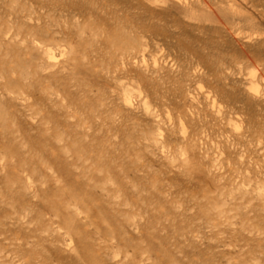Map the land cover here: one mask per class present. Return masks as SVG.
<instances>
[{
  "label": "clouds",
  "instance_id": "obj_1",
  "mask_svg": "<svg viewBox=\"0 0 264 264\" xmlns=\"http://www.w3.org/2000/svg\"><path fill=\"white\" fill-rule=\"evenodd\" d=\"M136 2L0 22V264H264V0Z\"/></svg>",
  "mask_w": 264,
  "mask_h": 264
},
{
  "label": "rangeland",
  "instance_id": "obj_2",
  "mask_svg": "<svg viewBox=\"0 0 264 264\" xmlns=\"http://www.w3.org/2000/svg\"><path fill=\"white\" fill-rule=\"evenodd\" d=\"M34 2V0H33ZM114 2L126 13L128 14H137L138 9L141 7L136 0H114ZM254 3L259 7V0H253ZM15 3V0H0V22H8L11 17V23L14 25H20L23 22V16L21 14L20 8L12 9L10 5ZM21 3H24V0H21ZM154 19L160 25L161 35L164 36L165 40L170 44L171 47H176L178 44H182L186 41L191 40L192 42L196 41H205L214 39L212 35H206L205 37H200L193 35L188 32L186 29L181 27L179 32H175L172 29L176 26L178 22L177 13L173 9L161 10L154 14ZM250 52H253L255 55H260L261 52L259 49H250Z\"/></svg>",
  "mask_w": 264,
  "mask_h": 264
}]
</instances>
